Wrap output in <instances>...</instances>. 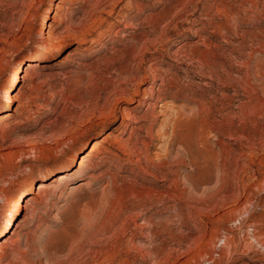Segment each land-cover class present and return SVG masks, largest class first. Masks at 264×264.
Masks as SVG:
<instances>
[{
	"label": "rangeland",
	"instance_id": "374dc122",
	"mask_svg": "<svg viewBox=\"0 0 264 264\" xmlns=\"http://www.w3.org/2000/svg\"><path fill=\"white\" fill-rule=\"evenodd\" d=\"M64 4L0 0V230L23 191L44 175L51 185L23 196L0 264H264V0ZM154 81L165 100L139 104ZM195 92L213 106L201 137ZM104 125L124 140L136 131L130 146L145 169L109 139L80 172L52 181L78 168ZM143 185L156 191L118 240L102 204L119 189L132 201Z\"/></svg>",
	"mask_w": 264,
	"mask_h": 264
},
{
	"label": "bare ground",
	"instance_id": "6f19581e",
	"mask_svg": "<svg viewBox=\"0 0 264 264\" xmlns=\"http://www.w3.org/2000/svg\"><path fill=\"white\" fill-rule=\"evenodd\" d=\"M31 1V0H30ZM63 4L64 3H66L67 1H69V0H60ZM116 2V1H115ZM97 3V2H96ZM206 3V2H205ZM256 3V2H255ZM111 4V3H110ZM128 4H129V2H128ZM65 5V4H64ZM59 7H61V5H59ZM132 7V6H131ZM63 8V7H62ZM243 8V7H242ZM60 9V8H59ZM65 9V8H64ZM110 9H111V7H110ZM127 9V8H126ZM219 9V8H218ZM250 10V9H249ZM222 11V10H221ZM229 13V12H228ZM244 13V12H243ZM109 15V14H108ZM236 15V14H235ZM58 16L60 17H62V13L60 12V13H58L57 15H56V18H58ZM100 16V15H99ZM233 19V18H232ZM236 19V18H235ZM106 21V20H105ZM255 21V20H254ZM59 23V22H58ZM102 24V23H101ZM226 24V23H225ZM128 25V24H127ZM238 26V25H237ZM52 27V26H51ZM57 28V27H56ZM108 31V30H107ZM47 33H48V38L49 39H54L55 37H57V33H55V29H53V28H50L48 31H47ZM223 33H225V32H223ZM45 36H46V34H45ZM42 37V36H41ZM43 38V37H42ZM47 39V38H46ZM48 41V40H47ZM141 42H142V40H141ZM138 43V42H137ZM93 45V44H92ZM141 46V45H140ZM144 47V46H143ZM263 48V47H262ZM46 56V54H45V52H39V53H37V58L39 59V60H41V59H44V57ZM144 56V55H143ZM216 58V57H215ZM206 60V59H205ZM216 60H218V59H216ZM186 61V60H185ZM211 62V61H210ZM220 62V61H219ZM248 63V62H247ZM35 65H38V63L37 62H30L29 64H28V67H31V66H35ZM215 66H216V64H214ZM209 66V65H208ZM211 67V66H210ZM217 67V66H216ZM219 67V66H218ZM223 67V66H222ZM22 68V67H21ZM213 68V67H212ZM220 68V67H219ZM137 69V68H136ZM210 69V68H209ZM147 71V70H146ZM155 71V70H154ZM213 71V70H212ZM222 71V70H221ZM20 72H21V70H20V68L19 69H17L16 70V75H15V78H14V83L19 79V77H20ZM210 72V71H209ZM224 72V71H223ZM226 72V71H225ZM222 74H224V73H222ZM222 74H220L217 70H216V68H214V71H213V73H211V78H219L220 79V82L221 81H225L226 80V77H225V75H222ZM158 75V74H157ZM209 76V75H208ZM228 76V75H227ZM147 77V76H146ZM148 77H151V76H148ZM155 77H158V76H156L155 75ZM154 77V78H155ZM153 78V77H152ZM205 78V77H204ZM158 79V78H157ZM163 80V79H162ZM167 81H169V80H167ZM175 81V80H174ZM216 82H218V81H216ZM228 84H229V82H227ZM161 84V83H160ZM219 84V83H218ZM179 86V85H178ZM160 87H162V86H160ZM167 88V87H166ZM197 89V88H196ZM142 89H140L139 87L137 88V90L132 94V96H126V97H128L129 99H130V101H132L133 99H134V96H135V94L136 93H138L139 91H141ZM157 90L159 91L158 92V94H156V92H157ZM143 99L142 100H139V104H145V103H147V98L148 97H155L156 96V101L157 102H159V101H164L165 100V95L164 96H162V94L160 93V89L159 88H157L156 87V81H154L153 82V85L151 86V88L148 90V89H146V88H144L143 90ZM202 92V91H201ZM196 93V92H195ZM125 94V93H124ZM123 94V95H124ZM139 94V93H138ZM201 94L202 93H199V92H197L196 94H195V96H196V98L195 99H192V103H194V109H195V115H197V120H198V123H196L197 124V126L199 127L198 129H199V131H198V133H199V136L198 137H201V136H203L202 135V133H205V132H203V127H204V124H209V125H212L213 123H212V120H211V107H213V106H211V103H210V101H207L206 99H204L203 97H201ZM112 96V95H111ZM213 98V97H212ZM105 100V99H104ZM189 100H191V99H189ZM212 101V100H211ZM14 102V97L13 96H10V98L8 99V102H7V106H6V111H8L9 109H10V107L12 106V103ZM217 103V102H216ZM149 105H150V103H149ZM215 106V105H214ZM168 108V107H167ZM114 109V108H113ZM113 109H110V111H103V114H105V115H108L109 116V118H110V115H111V118H112V115H114L115 114V109L113 110ZM136 109V108H135ZM192 109V108H191ZM176 110V109H175ZM182 110V109H181ZM217 110V109H216ZM185 111V110H184ZM192 111H194L193 109H192ZM215 111V110H214ZM122 112V115L124 116V117H132V118H135L137 121H138V119L135 117V115L134 114H132V112H130V111H126V109H124V110H122L121 111ZM157 112V111H156ZM5 113V112H4ZM179 114V113H178ZM187 114V113H186ZM214 114V113H213ZM6 115L7 114H1V116H0V122H1V120H3V119H5L6 118ZM162 115V114H161ZM167 115V114H166ZM173 115V114H172ZM189 115V114H188ZM194 115V116H195ZM148 116V115H147ZM169 116V115H168ZM174 116V115H173ZM179 116V115H178ZM175 117H177V116H175ZM175 117H173V118H175ZM156 118H158V116L156 117ZM160 118V117H159ZM179 118H181V117H179ZM184 118V117H183ZM106 119H108V118H106ZM167 118H165V120H166ZM169 119V118H168ZM167 119V120H168ZM172 119V118H171ZM156 120V119H155ZM154 120V121H155ZM175 120V119H174ZM162 121V120H161ZM181 121V120H180ZM213 121H215V120H213ZM166 122H168V121H166ZM152 123V122H151ZM163 123H165V122H163ZM172 123H174V122H172ZM172 123H171V127H172ZM122 124H125V125H128L127 123H125V121L123 120L122 121ZM170 124V123H169ZM107 126L108 125H104V127H103V131H102V134H105V136H104V138L102 139V140H96V142H94V144H92V146H91V148H90V150L88 151V152H86V153H84L82 156H81V158H80V161H79V166H78V168L76 169V170H74V169H71V165L69 166V168L68 169H66V170H63L61 173H59V174H56V175H54L53 177H52V181H62V180H64V179H66L67 177H69V176H71V175H73V174H75L77 171L78 172H80L82 169H83V166L85 165V163L87 162V160L96 152L95 150H96V148H97V146L102 142V141H106V140H109V139H112L113 140V144H114V148L116 149H121V150H123V151H125L126 153H128V156H129V161H131V162H133V163H135L136 165V167H140L141 169H145L144 167H143V165H142V152H141V150L140 151H133V150H131V146H130V141L132 140L133 141V134H134V132H136L135 130H133V134H131L132 136L129 138V139H127V140H124V139H122V137L121 138H119V137H117V136H113V134L111 133V135H109V133L107 134V132L105 131L106 130V128H107ZM140 126V125H139ZM139 126L137 127V126H135V127H137V128H139ZM162 126V125H161ZM165 126V125H164ZM179 126H180V124H179ZM207 127H208V125H207ZM209 127H212V126H209ZM140 128H142V127H140ZM139 128V129H140ZM165 128V127H164ZM176 128V127H175ZM134 129V128H133ZM136 129V128H135ZM162 129V128H161ZM209 129H211V128H209ZM171 130V129H170ZM172 130H173V127H172ZM207 130V129H206ZM205 130V131H206ZM151 131V130H150ZM161 131V130H160ZM178 131V130H177ZM194 131H196L195 129H194ZM193 131V132H194ZM158 132V131H157ZM172 132V131H171ZM170 132V133H171ZM160 133V132H159ZM162 133V132H161ZM160 133V134H161ZM173 133V132H172ZM178 133V132H177ZM192 133V132H191ZM195 133V132H194ZM198 133H195V135L197 136V134ZM207 133V132H206ZM139 134V133H138ZM193 134V133H192ZM140 135V134H139ZM155 135V134H154ZM157 135H158V133H157ZM176 135V134H175ZM150 136V135H149ZM164 136V135H163ZM194 136V135H193ZM136 137H134V139H135ZM141 138H143V137H141ZM160 138V137H159ZM165 138V137H164ZM177 138V137H176ZM187 138V137H186ZM188 138H190V137H188ZM204 138V137H203ZM194 139V138H193ZM192 139V140H193ZM75 140V137L74 136H72L71 138H70V141H74ZM166 140V139H165ZM169 140V139H168ZM176 140H178V139H174V138H172L171 139V141H169L170 143L169 144H166V145H168V146H165V147H167V150H169V148L173 145L174 146V143L176 142ZM189 140V139H188ZM195 140V139H194ZM196 140H199V138L198 139H196ZM145 141V140H144ZM190 141V140H189ZM137 142V141H136ZM148 142V141H147ZM151 142V141H150ZM192 142V141H191ZM178 143H180L179 141H178ZM177 143V144H178ZM181 143H183V142H181ZM134 144V143H133ZM132 144V145H133ZM138 144V143H137ZM190 144V143H189ZM193 144H195L194 142H193ZM192 144V145H193ZM135 145V144H134ZM152 145V144H151ZM161 145H163V144H161ZM185 145H187V143L185 144ZM197 145V144H196ZM203 145V144H202ZM172 146V147H173ZM182 146V145H181ZM184 146V145H183ZM198 146V145H197ZM112 147V146H111ZM134 147H136V145L134 146ZM161 147V146H160ZM185 147V146H184ZM187 147H189V145L187 146ZM192 147V146H191ZM141 148V147H140ZM159 148V147H158ZM178 148V147H177ZM105 149H107V147L105 148ZM113 149V148H112ZM135 149V148H134ZM146 149V148H145ZM149 149V148H148ZM191 149V148H190ZM193 149H195V147L193 148ZM120 150V151H121ZM166 150V149H165ZM164 150V151H165ZM166 150V151H167ZM180 150V149H179ZM95 151V152H94ZM161 151V150H160ZM186 151V150H185ZM184 151V152H185ZM188 151V150H187ZM187 151H186V153H187ZM94 152V153H93ZM116 152V151H115ZM113 153L112 155L115 157V156H117L118 154H116V153ZM146 152V151H145ZM173 152V151H172ZM183 152V151H182ZM110 153H111V151H110ZM181 153V152H180ZM144 154V153H143ZM182 154V153H181ZM190 154H191V152H190ZM193 154V153H192ZM166 155V154H165ZM103 156V155H102ZM101 156V157H102ZM123 156V155H122ZM134 156H138V159L137 160H135V162L133 161V158H135ZM180 156V155H179ZM126 157V156H125ZM146 157V156H145ZM92 158V157H91ZM112 158V157H111ZM111 158H109V159H111ZM148 158V157H147ZM162 158V157H161ZM192 158H193V156H192ZM195 158V157H194ZM119 159H121V158H119ZM127 159V158H126ZM128 159H127V161H128ZM145 160V159H144ZM198 160V159H197ZM102 161V160H101ZM107 161V160H106ZM114 161V160H113ZM128 161V162H129ZM145 162H147V161H145ZM194 162V161H193ZM180 163H181V161H180ZM146 164V163H145ZM189 165V164H188ZM194 165H195V163H194ZM148 166V165H147ZM132 169V168H131ZM137 169V168H136ZM141 172V171H140ZM148 172V171H147ZM151 173V172H150ZM153 173V172H152ZM155 173V172H154ZM139 174V173H138ZM151 175H153V174H151ZM157 176V175H156ZM112 177V176H111ZM49 179H50V177L49 176H46V175H44L43 176V178H42V180H41V182H40V184L37 186V183H33L31 186H30V188L28 189V190H25V191H23L22 193H21V195L17 198V201H16V203H15V206L10 210V212H7V214L5 215V217H4V219H3V227H2V229L0 230V240L4 237L5 239L3 240V242L2 243H0V248L1 249H4V243L6 244V243H8L9 241H10V238H11V236L9 235V229H10V226H11V221L13 220L14 221V219H16V217H17V215L23 210V208H24V204H23V201H22V199H23V196H25V195H28V193L30 192H35V194H37V195H41V192L42 191H44L45 192V190H47V189H49L50 188V186L51 185H49ZM114 180V179H113ZM166 180V179H165ZM169 181V180H168ZM175 182V181H174ZM173 184V183H172ZM57 185V184H56ZM119 185V184H118ZM141 185V184H140ZM178 185V184H177ZM192 186H191V191H194V184L192 183L191 184ZM116 187V186H115ZM157 187V186H156ZM172 188V187H171ZM115 189H117V188H115ZM124 189V188H123ZM123 189H121V190H123ZM133 189V188H132ZM131 189V190H132ZM135 189V188H134ZM50 190V189H49ZM120 190V189H119ZM119 190H115V198L113 197L112 199L110 198V199H108V198H106V199H108L106 202H104V204H102L103 206H102V208H103V221L105 222V223H110L111 225L112 224H119V226H118V233H117V235H116V238L118 239V240H123L122 238L131 230V228H130V225H131V220H133L132 218H133V212L135 211V210H137L139 207L141 208V206L143 207V205L146 203V202H148L149 201V199H150V197H151V195H152V191L153 192H155L156 190H154V188H152V187H145L144 185L142 186V188L140 189L139 188V190H135L134 192L132 191V193H134V198H133V196H131V198H133L134 200H129V199H126V198H124V197H121V192L119 191ZM186 191V190H185ZM124 193H125V191H123ZM131 193V194H132ZM193 192H191L190 194L191 195H193L192 194ZM44 194V193H43ZM123 195V194H122ZM133 195V194H132ZM114 196V195H113ZM126 197H128V196H126ZM130 197V196H129ZM154 197V196H153ZM182 197V196H181ZM30 199H34L33 197H31ZM105 199V200H106ZM154 199V198H153ZM152 199V200H153ZM43 200V199H42ZM104 200V201H105ZM151 200V201H152ZM158 200H159V198H158ZM162 200V199H161ZM192 200V199H191ZM160 202V201H159ZM193 202V201H192ZM156 203V202H155ZM99 207H101V206H99ZM99 210V213H101L100 212V210L101 209H98ZM165 212V211H164ZM159 213V212H158ZM144 214V213H143ZM159 216V215H158ZM102 217V216H101ZM135 218V217H134ZM101 219V218H100ZM134 221V220H133ZM137 224V223H136ZM103 227V226H102ZM159 227H160V225H159ZM115 229V228H114ZM103 231H104V229H103ZM160 231V230H159ZM117 232V231H116ZM131 232V231H130ZM156 232V231H155ZM13 234L15 233H17V231L16 230H14L13 232H12ZM160 233H161V231H160ZM137 234V233H136ZM159 234V233H158ZM112 235V234H111ZM153 236V235H152ZM161 240V239H160ZM119 245H121V243L119 242ZM118 245V246H119ZM6 246V245H5ZM9 246V245H8ZM126 246V245H125ZM162 246V245H161ZM132 248V247H131ZM139 248V247H138ZM7 249V248H6ZM2 251H4V250H2ZM126 253V252H125ZM5 254H7V253H5ZM8 254H9V251H8ZM138 255V254H137ZM4 256V255H3ZM14 256V255H13ZM143 256V255H142ZM0 258H1V256H0ZM99 258V257H98ZM0 262H1V260H0ZM126 262V261H125ZM128 262V261H127ZM131 262V261H130ZM124 263V262H123ZM126 264V263H125Z\"/></svg>",
	"mask_w": 264,
	"mask_h": 264
}]
</instances>
